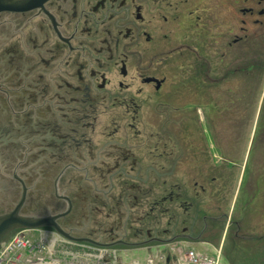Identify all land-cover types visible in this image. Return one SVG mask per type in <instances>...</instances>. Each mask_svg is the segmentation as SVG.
Returning <instances> with one entry per match:
<instances>
[{
	"label": "flooded vegetation",
	"instance_id": "flooded-vegetation-1",
	"mask_svg": "<svg viewBox=\"0 0 264 264\" xmlns=\"http://www.w3.org/2000/svg\"><path fill=\"white\" fill-rule=\"evenodd\" d=\"M31 148L57 176L43 217L71 235L86 221L92 244H185L232 264V233L264 257V0L0 11V157L13 179Z\"/></svg>",
	"mask_w": 264,
	"mask_h": 264
},
{
	"label": "rangeland",
	"instance_id": "rangeland-1",
	"mask_svg": "<svg viewBox=\"0 0 264 264\" xmlns=\"http://www.w3.org/2000/svg\"><path fill=\"white\" fill-rule=\"evenodd\" d=\"M17 134V133H16ZM33 137H31L32 140ZM27 146V144H25ZM32 146V144L30 145ZM32 149V148H31ZM23 151V148H21ZM26 151V148H25ZM39 149L30 150V154L25 158H18L14 160V179L12 168L8 164V169L5 168L6 164L9 162H4L1 160L0 163V214H6L15 209V207L20 203L21 197L23 192L25 194L24 203L22 205V209L19 211L20 215L29 217H37L42 218L46 214H48L49 207L50 209L56 208V202L54 200L55 189H54V182L57 178L56 175L53 173H49L51 177L46 179L45 173L42 172V168L46 164L45 160H41L38 157H33L35 153L37 154ZM51 163V161H48ZM46 182V183H45ZM24 185V187H22ZM75 191H72L68 194L69 197ZM67 194V191L64 193ZM87 196V195H86ZM85 197V193H80L78 196V201L82 200ZM18 203V204H17ZM81 204V203H80ZM47 206V207H46ZM63 207H65L63 205ZM65 209V208H64ZM85 228H80L81 226ZM79 225L78 229H83L79 233L72 234L78 238H85L88 239L86 228L89 226V223L83 221ZM64 226L69 229L70 224H64ZM21 230V229H20ZM17 230L16 232H18ZM14 232V233H16ZM12 233V234H14ZM9 235L6 239L1 240V242L9 240ZM102 242H107L105 240L99 239ZM0 242V243H1ZM247 242H242L235 239L232 233L226 235L224 242H223V251L227 256L228 260L232 262V264H264V257L257 254L256 251H248L247 253L243 254L242 247L245 246ZM262 245L261 249H264V242H260ZM176 245H171L170 247H174ZM135 252H128L126 254L120 255L121 260L124 264H129L133 259L138 260L140 264H142L140 256L144 254H139ZM167 262L165 264H171L175 261L174 256H165ZM223 262V260H222ZM224 263V262H223Z\"/></svg>",
	"mask_w": 264,
	"mask_h": 264
},
{
	"label": "built area",
	"instance_id": "built-area-1",
	"mask_svg": "<svg viewBox=\"0 0 264 264\" xmlns=\"http://www.w3.org/2000/svg\"><path fill=\"white\" fill-rule=\"evenodd\" d=\"M0 264H118L116 253L108 248L72 245L49 231L35 236L21 231L0 246ZM146 264H153L148 259ZM180 264H220L219 257L187 249Z\"/></svg>",
	"mask_w": 264,
	"mask_h": 264
},
{
	"label": "water",
	"instance_id": "water-1",
	"mask_svg": "<svg viewBox=\"0 0 264 264\" xmlns=\"http://www.w3.org/2000/svg\"><path fill=\"white\" fill-rule=\"evenodd\" d=\"M46 0H0V11L3 10H27L33 7L39 6ZM25 192V191H24ZM21 197L20 203L15 209L6 214H0V242L8 234L19 229H38L44 227H50L61 236L74 241H81L80 239H74L62 229L56 223L55 218H37V217H26L19 214V210L24 203L25 194Z\"/></svg>",
	"mask_w": 264,
	"mask_h": 264
},
{
	"label": "crops",
	"instance_id": "crops-1",
	"mask_svg": "<svg viewBox=\"0 0 264 264\" xmlns=\"http://www.w3.org/2000/svg\"><path fill=\"white\" fill-rule=\"evenodd\" d=\"M1 160H3L4 162H7L5 159H2V158L0 157V163H1ZM136 253L144 254L143 256H140V258H142L141 262H143L147 254H146L144 251H135V254H136ZM135 254H134V255H135ZM132 261H137V262H138V260H136V259H133ZM132 261H131V262H132Z\"/></svg>",
	"mask_w": 264,
	"mask_h": 264
}]
</instances>
